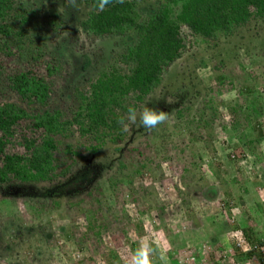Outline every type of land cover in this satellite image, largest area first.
Returning <instances> with one entry per match:
<instances>
[{"label":"trees","instance_id":"1","mask_svg":"<svg viewBox=\"0 0 264 264\" xmlns=\"http://www.w3.org/2000/svg\"><path fill=\"white\" fill-rule=\"evenodd\" d=\"M77 3L73 8L67 0H0V211L21 201L33 220H22L14 210L0 216V255L16 239L23 241L27 254L48 245L46 234L53 233L47 216L70 217V209L84 216L86 226L75 242L87 247L90 236L99 238L108 228L109 202L122 203L123 214L114 218L127 223L126 209L141 201L140 215L156 212L163 243H168V264H189V258L197 263L203 251L187 256L186 243L177 242L175 230L192 218L199 193L214 200L220 194L216 186L230 184L239 190L238 202L223 193V215L217 214L215 226L223 236L238 235L240 241H232L236 249H248L220 259L248 264L255 258L264 264L259 230L264 199L250 200L253 191L242 175L243 160L264 169V0H125L102 12L97 0ZM223 38L230 47L227 57L239 72L218 83L221 97L237 96L221 106L215 98L201 96L194 84L197 70L187 72L178 62L190 43L214 49ZM94 41H99L98 52L84 50V43ZM219 61L224 67V59ZM195 101L199 106L192 108ZM129 107L138 114L144 107L168 112L174 130L168 133L165 122L149 131L138 117L123 131L117 121ZM216 119L225 136L231 133L232 151L216 148L214 161L205 164L209 175L198 181L189 168L216 147L213 131L205 135ZM161 151V161L152 168ZM218 154L232 164L229 181L219 172ZM184 155L189 161L173 183L174 202H156L154 187H135L137 178L146 171L153 175L155 169L162 175L159 186L172 180L163 166L172 173L171 162ZM94 203L95 209L84 207ZM234 211L243 220L239 225L231 218ZM141 226L139 221L120 229L130 255L138 247ZM215 244L214 238L205 239L200 247L213 259ZM109 259V264H121ZM153 260L163 264L159 250Z\"/></svg>","mask_w":264,"mask_h":264},{"label":"rangeland","instance_id":"2","mask_svg":"<svg viewBox=\"0 0 264 264\" xmlns=\"http://www.w3.org/2000/svg\"><path fill=\"white\" fill-rule=\"evenodd\" d=\"M84 14V13H82ZM224 38L219 42V45L215 47L214 49H210L205 43H195L191 45L189 44L188 51L183 55L181 60L178 62V67L186 70L187 72L197 70L198 80L194 81V84H196L197 89L200 91L201 96L203 98H215L216 103H219L221 106L225 102H232L237 100V96L231 92L226 93L222 97L218 93V83L223 81V79H230L228 77H235V75L239 72L237 66H235V63L232 60H229L227 57V45H225ZM99 41H94L93 43H84L85 49H89L90 51L93 50L94 53L98 52V50L101 48ZM235 43V42H233ZM213 44V43H211ZM230 47H228L229 49ZM226 56L227 58H224ZM224 59V62H226L224 67H220L219 60ZM75 63H78L75 61ZM76 70V69H75ZM260 73V71H258ZM262 72V71H261ZM264 72V71H263ZM224 93V91L222 92ZM221 93V94H222ZM217 96V97H216ZM217 104V105H219ZM198 102L195 101V103L192 105V108H197ZM225 113V112H224ZM227 114L228 111L226 112ZM191 115L193 113L191 112ZM189 117V113H188ZM193 118V117H191ZM171 119L168 118L166 123L170 124L167 127L168 133L172 132L174 128L172 127V123L170 121ZM205 120H207V117H205ZM220 121L218 119L214 120L212 124V128H209L208 130H205V135L209 131H213V139L216 138V144L215 148L212 150L209 149L208 153L203 157V160L197 161L196 164L193 166H190L189 170L191 169V172L194 174L196 180H200L201 175L208 174L209 170L208 167L205 165L209 161H214L215 158H213V151L216 150V148H221L225 152H229L230 149V142L232 139H229L231 137V133L227 134L226 136L223 134V131L220 128ZM172 125V126H171ZM177 131V130H176ZM241 131V130H240ZM238 131V132H240ZM210 134H208L209 136ZM235 135V134H234ZM171 140H174L175 137L170 138ZM183 143V142H182ZM261 149L264 150V144L261 146ZM234 150V149H233ZM232 151V150H231ZM165 153V151H161L159 154L160 157L156 158V161L152 163V168L155 167V163L158 161H161L162 155ZM170 154V153H169ZM237 154V153H236ZM220 155V156H219ZM184 160L182 158H177V160H174L171 162L172 167V173L169 172V169L166 166H163L165 168L167 174H172V180H164L162 183V186L158 185V182L161 179L160 170L156 171L153 170V175H151L148 171L143 173V177L137 178L135 180V187L139 188L141 186L143 187H149L150 190L154 187L155 191L158 193V198L156 202L165 201L168 203L174 202L177 199L176 191L173 187V183L175 182L177 177L182 173V167L184 164H186L189 161V157L183 156ZM218 157L221 159V165L219 167V172L221 173L222 177H226V179L229 181L230 179V170L232 168V164L224 159V154H218ZM181 159V161H180ZM249 159L243 160L242 168H243V174L245 177L248 178V187L252 189V193L250 194V200H256L260 198L264 199V169L261 168L259 165H250L248 162ZM264 162V161H263ZM216 167V166H215ZM218 167V166H217ZM216 167V170H217ZM170 168V167H169ZM176 173L175 175L173 173ZM166 174V177H167ZM201 182V181H200ZM209 181H206V184L209 186L211 183ZM156 185V186H153ZM220 193L218 197H216L214 200L210 199L207 200L203 194L197 195L196 199H193V211H192V218L189 220H184L183 222H180L178 227L175 230L176 236H177V242H185L186 243V252L187 256L191 257L190 254L193 251H203L201 260L193 261L191 258H189V264H224L222 262V259L225 258L224 256H232L236 253L237 249L244 250L245 251L248 248L241 249V245H237L234 247L232 245V241L236 242L240 241L238 235L232 232V235H230V232H228L225 236L221 235L220 229H218L215 226L217 214L223 213L221 210V204L220 200L222 198L223 193L229 192L234 202H238V196H239V190L235 185L230 186L228 185H220L216 186ZM186 189L183 188L182 191L184 193ZM187 193V191L185 192ZM184 193V194H185ZM104 200V199H102ZM253 200V201H254ZM105 202V201H103ZM141 202V201H140ZM138 202L137 204L130 205L126 211L129 214V217H131V221H121L119 223L114 218L115 216H121L123 213L120 211L122 209V203L119 201L118 203L109 202L108 207L110 208L111 214H108L107 218L105 219L108 221V228L105 232H103L102 235H100L99 238H95V236H90L88 238V242H86L88 245L87 247H84V243H77L75 242L77 239H81L80 233L84 231V228L86 226V221L84 219V216L77 213V209H70L69 211L72 213V215L69 217L67 214H61L60 216L56 212H52L47 216V219L51 223V230L53 233V237L48 233L46 234V237L50 240L47 241L48 245H44V247L40 248H31V252L28 251L24 247L23 241L21 239H16L14 243L9 247L6 248L7 251L6 254L0 255V264H26L27 262L29 264H109L110 263V257L115 259H118V261L121 264H125V260L130 256V252L127 249V240L126 236L122 233L120 230L124 225L126 224H136L139 221L143 222V226L138 227L140 235L138 236L136 234L137 230H134L133 227L129 229L132 232H135L136 234V240L140 241V239L144 237H152L155 235L161 245H163L164 248L168 247V243H163L164 241V232H161L160 225L158 223V220L156 219V212L155 211H149L146 215H140L138 213V210H143L144 204ZM150 205H153L152 203ZM128 206V205H126ZM84 207L86 209H95L96 204H84ZM3 209H5L4 206H2ZM106 208V207H104ZM63 209V208H61ZM191 209V210H192ZM11 210H14V212L17 213L19 218H22V220H25L26 222H32V215L30 213H26L25 209L23 208V204L21 201H18L17 204L9 208V210L5 213L4 211H0L3 214H0L3 218L7 217L6 213H9ZM64 212V211H63ZM113 213L115 215H113ZM230 214V212H229ZM229 214L227 217V214H225L224 217L227 218L228 222L230 223V226L232 225L231 219L229 218ZM236 214H239L238 212H235L231 215L232 219H235L234 221L237 223V225L242 223V218L239 216H236ZM6 216V217H5ZM130 228V227H129ZM1 230V228H0ZM261 231V234H264V225L263 227L259 228ZM78 232L74 237H71V233ZM61 233V234H60ZM229 234V236H228ZM66 236H70L69 238H66ZM232 236V237H231ZM218 237V238H217ZM8 238V237H6ZM213 238L216 241V244L214 245L216 250L215 251V258L213 259L210 256V253H208L207 249L205 247H200L201 242L205 239L209 240L211 239L213 242ZM90 239V240H89ZM45 246H47V250L45 249ZM188 248V249H187ZM5 250V249H4ZM264 251V248L262 249ZM46 251V252H45ZM213 255V254H211ZM264 259V257H263ZM248 264H259L258 260L253 258Z\"/></svg>","mask_w":264,"mask_h":264},{"label":"clouds","instance_id":"3","mask_svg":"<svg viewBox=\"0 0 264 264\" xmlns=\"http://www.w3.org/2000/svg\"><path fill=\"white\" fill-rule=\"evenodd\" d=\"M124 2L125 0H97L96 8L102 12L109 5L123 4ZM67 3L73 8L79 7L77 0H67ZM138 117L141 126L151 131L165 123L169 118V113L155 108L144 107L138 114L135 107H129L127 115L121 116L117 122L122 127V130L127 132L130 124L137 123ZM157 250H159V260L163 264H168L167 251L169 249L162 247L155 235L140 239L138 247L125 260V264H155L153 256Z\"/></svg>","mask_w":264,"mask_h":264}]
</instances>
